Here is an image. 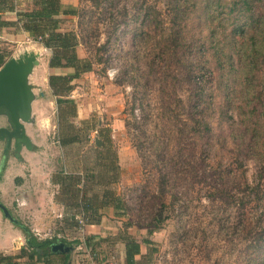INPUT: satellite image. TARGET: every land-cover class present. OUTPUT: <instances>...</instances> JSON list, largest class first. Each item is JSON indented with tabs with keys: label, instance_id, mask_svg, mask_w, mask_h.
Segmentation results:
<instances>
[{
	"label": "rangeland",
	"instance_id": "rangeland-1",
	"mask_svg": "<svg viewBox=\"0 0 264 264\" xmlns=\"http://www.w3.org/2000/svg\"><path fill=\"white\" fill-rule=\"evenodd\" d=\"M61 1L67 8L78 9L82 16H63L61 31L76 32L87 43L78 47L79 57L94 63L91 72L72 82V91L68 96L72 104L58 110L55 105H48L55 99L48 84L49 77L54 75L49 67V50L31 37H21L20 33L17 35L19 42L0 39V49L11 58L26 51L41 53L40 65L35 69L31 83L37 98H41L40 93L44 94L40 101H44L45 107L40 118L50 120H45L47 132L42 131L44 140L35 136L40 144L37 149L41 152L37 171L42 173L29 179L42 186L45 199L43 202L37 200L25 210L12 209L15 219L28 229L30 239L36 244L52 238L72 243L78 241L81 244L71 256L75 262L84 260L86 264L91 263L90 256L85 257L88 252L83 247L91 234H82L79 232L81 229L57 219L61 208L53 207L49 200L53 192V176L66 170L80 181L77 189L86 192L89 197L98 195L97 206L101 207L102 217V225L98 229L102 232L91 235L94 237L91 239L93 253L89 251L95 254L96 263L113 262L114 258L116 264H125V246L121 235L128 234L141 244L145 253L144 258L138 257L140 264H264V251L259 257L254 248L256 239L237 228L239 215L231 196L242 195L240 189L246 180L252 186L261 180L259 141L264 136V119L247 116V125L242 122L245 118L241 112L253 108V104H245L243 88L237 87L236 106L231 110L235 124L231 122L230 126H218L211 120L215 136L206 144L184 142L186 139L180 142L176 136L178 131L173 126L171 131L168 130L170 134L157 130L164 147L171 154L168 158H173V164L167 169L166 196L161 199L156 157L148 152L153 148L145 144L147 148L141 157L137 142L132 138L136 130H128L126 121H132L130 105L134 84L139 85L140 96H145L142 107L137 104L135 114L138 119L143 114L149 117L152 125L149 131H153L155 126L170 128L163 123L162 115L158 116L163 111V103L168 96L184 98L186 95L181 84L176 87L173 81L165 78L166 75L162 77L164 73L160 70L166 64L159 60L157 44L163 27L170 23L166 0ZM231 2L223 0L224 9H232ZM254 2V11L262 17L255 36L259 46L264 42V0ZM233 15L238 18L239 24H243L242 14L236 12ZM187 21L190 23V18ZM188 22H181V26L185 27ZM210 23H203V28L208 29ZM185 31L189 32V29ZM165 32L168 33L167 30ZM104 44H107L106 49H99ZM246 52L244 49L241 53L243 61H238V65L247 61L244 59ZM97 58L103 63L98 64ZM257 67V70L261 69L258 74L260 80L264 76L262 59ZM55 71L64 72L63 75L71 73L67 70ZM255 128L256 131L252 132ZM141 135L140 141L145 143V136ZM219 136L221 140L218 143ZM228 136L230 141L226 142L224 139ZM70 137H76L77 142L64 146L63 140ZM187 138L190 139L189 136ZM96 139L101 146L96 144ZM240 158H243L246 178H240L238 174L242 169L236 170ZM209 159L222 163L220 177L211 179ZM214 186L222 190V196L215 200L210 194ZM104 193L114 194L128 205L126 217L117 218L113 210L103 207L108 201ZM172 202L174 205L169 206ZM162 203L165 205L164 216L169 217L161 228L155 229L154 217ZM261 212L264 214V208ZM39 217L48 221L41 222L37 220ZM128 223L130 227H127ZM152 229L153 232H150ZM145 239L151 242L150 248L143 243Z\"/></svg>",
	"mask_w": 264,
	"mask_h": 264
},
{
	"label": "trees",
	"instance_id": "trees-1",
	"mask_svg": "<svg viewBox=\"0 0 264 264\" xmlns=\"http://www.w3.org/2000/svg\"><path fill=\"white\" fill-rule=\"evenodd\" d=\"M222 1L166 0L170 23L166 28L163 27L161 39L157 44V46L159 45L158 51H160L159 60L166 64L160 70L162 69V73H164L162 77L166 75L165 78L173 81L176 87L181 84L186 93L184 98L178 95L168 96V100L163 103V111L158 116L162 115L161 119L163 123H166L164 125H169L170 128L155 126L153 131H149L152 127L148 120L149 117L143 114L140 119L137 118L136 106L139 104L142 107L144 94L140 96L139 85H133L130 105L132 121H126V127L128 130H136V133L131 134L135 143L137 142V149L141 157L144 156L143 150L147 148L145 144L153 148V151L148 149V152L150 156L156 157L155 168L159 173L161 199L166 196V183H168L169 177L167 169L169 165L173 164V158H168L170 153L164 147L165 143L160 139L157 130L169 133L168 130L171 131L173 126L178 131L176 136L180 138V142L186 139L184 142L208 143L215 136L211 120L218 126L221 124L230 126L231 122L235 124L234 115H232L234 113L231 110L236 106L238 86L243 88V93H246L245 104H253L250 111L241 112L245 118L242 122L247 125V116H250V119H264V76L259 80L258 74L261 69L257 70L261 59L264 63V42L259 46L255 42L262 17L257 16L254 11V0H232L230 3L232 9L228 10L224 9ZM18 6L19 0H0V32L7 27L18 26L29 33L35 42L50 51V68L73 70V74L70 75L54 74L49 77V87L59 109L67 104H72L73 102L68 98L72 91V82L91 72L94 64L91 60L78 55V47L87 43L76 32L61 31L62 17H82L80 11L73 7H65L61 0H28L26 8L20 9ZM237 8H239L238 11ZM15 11L17 22H8L2 19V14ZM236 12L244 16L243 24H239L238 18L233 15ZM188 18H190V23L187 21ZM183 21L188 22L185 27L181 26ZM207 21L211 23L209 28L205 29L203 23ZM228 28H230L229 32ZM188 29L189 32L185 31ZM106 46L107 44H104L99 49H106ZM244 49L247 50L246 56H244L247 61L238 65V61H243L241 53ZM234 55L237 56V59ZM10 58L8 53L0 49V69ZM98 58L96 59L97 63H103L102 59ZM169 73L171 74L168 76ZM253 80L257 81L253 82ZM148 82H150L149 79ZM250 126L252 127V125ZM251 131L255 132L256 128ZM141 133L145 136V140H143L145 143L140 141ZM188 136L190 139L187 138ZM77 140L76 137H70L63 140L62 143L64 146H69L76 143ZM220 140L219 136L218 143ZM224 140L230 141V137L228 136ZM259 143L262 160L261 180L254 186L246 180L243 188L240 189L242 195L231 194V196L239 215L237 228L240 232L256 239L254 248L260 257L264 251V214L261 212V208H264V136L260 138ZM208 164L211 168V179L220 177L219 171L222 163L212 162L209 159ZM237 169H242L238 171L240 178H246L243 158L237 161ZM63 179V183H69L71 179L72 183L70 184H80V181L68 175ZM73 194L80 197L75 214H83V216L80 221L74 220L65 223L74 225L76 229H82L85 225L100 224L101 207L97 206L98 195L94 194L89 197L81 189ZM210 194L215 200L222 196V190L214 186ZM104 198L108 199L104 202V208H113L116 217L127 216L129 207L120 197L104 193ZM173 199L175 200L174 197ZM172 204L174 205L172 202L169 206ZM161 206L160 211L154 217L155 229L161 228L169 217V215L164 216V203ZM16 225L20 226L25 234L26 247L13 255L0 254V264H70L72 252L81 244L78 241L72 243L58 238L47 239L36 244L30 239V233L26 226L19 221ZM130 226L128 223L127 227ZM150 232H153V229ZM92 238L94 239V237H88L85 241L90 253H93ZM57 242H63L70 248V251L68 253L53 252L52 245ZM121 242L125 246V264H137L136 258L141 255V244L128 234L121 235ZM143 243L150 248L151 242L148 239H145ZM91 255V260L95 259V254Z\"/></svg>",
	"mask_w": 264,
	"mask_h": 264
},
{
	"label": "crops",
	"instance_id": "crops-1",
	"mask_svg": "<svg viewBox=\"0 0 264 264\" xmlns=\"http://www.w3.org/2000/svg\"><path fill=\"white\" fill-rule=\"evenodd\" d=\"M27 4H28V0L27 1L19 0L18 7L20 9L26 8ZM2 19L8 22H17L16 11L2 14ZM19 33L20 35L22 34L21 37L23 38L31 37L29 33H26L25 31H23L22 29H20L18 26L15 25L13 27L4 28L0 32V39L6 42H19L20 40L17 38V35ZM52 70L54 72L53 74H57V75L64 74V72L61 73L59 71L56 73L55 69ZM66 70L73 73V70L71 71V69H62V71H66ZM40 97H41L40 99L37 98L33 103V116L35 118V122L26 127L27 136L30 139V144H29L30 148L24 146L19 152H13V151L10 152L7 155V157L3 160L2 165L0 164V203L3 204L9 210L14 220L16 219L12 214V209L18 208L19 210H25L27 207H31L33 203L36 202L37 200L43 202V200L45 199L42 186L36 185L35 181H30L29 179L32 178V176L37 173L38 174L42 173L41 171H37V165L39 164V159L41 158L40 156L41 152L39 149H37V147H39L40 144L37 143L35 136L37 138L44 136V133L42 131L47 132L45 120L49 118L46 119L40 118L45 107L44 101H40L41 99H43L44 94L40 93ZM48 105L49 106L55 105L56 110L59 109L55 99L51 100L50 104L48 103ZM5 122H6V118L0 117V126L4 125ZM41 140L43 141L44 138L42 137ZM67 174H71L68 175L69 177L73 176L72 172L66 170L53 176V179L51 180V186L53 192L51 196H49V200L53 204V207L61 208L60 209L61 212L56 215V218L64 223L74 220L80 221L83 216V214L82 215L75 214L77 211L76 208L80 202L79 201L80 197L74 196L73 193L79 190L77 189L80 187L79 183L72 185L70 184L72 183L71 179L69 183L68 182L63 183L62 180H64L63 178L66 177ZM67 186L70 188H68ZM110 209L113 210V208ZM114 216H115V211H114ZM37 220L41 222L48 221V219L45 217L44 218L39 217ZM16 224L17 222H14L13 220L9 219L0 209V254L13 255L16 252H19L23 247H26L25 234L23 233L21 227ZM101 225H102L101 223L98 225H85L79 232L87 235L101 234L102 229L101 230L98 229L101 227ZM91 235L89 237H92ZM83 247H85L86 252H88V255H85V257L88 256L89 258L90 256L89 248L85 246V243ZM80 249L82 248L80 247ZM144 254L145 253L141 249V255L138 257L144 258L143 257L145 256ZM138 257L136 258L138 261L137 264H140ZM90 259L91 257L89 258V260ZM70 264H86V262L84 260H79L75 262V259L71 256Z\"/></svg>",
	"mask_w": 264,
	"mask_h": 264
},
{
	"label": "water",
	"instance_id": "water-1",
	"mask_svg": "<svg viewBox=\"0 0 264 264\" xmlns=\"http://www.w3.org/2000/svg\"><path fill=\"white\" fill-rule=\"evenodd\" d=\"M40 51H26L8 60L0 69V117H5V125L0 126V164L10 152L27 148L30 139L26 127L35 122L33 103L37 93L31 83L35 69L40 65ZM96 144L101 146L99 139ZM0 209L14 222L9 210L0 203ZM52 251L66 252L70 248L63 242L52 245Z\"/></svg>",
	"mask_w": 264,
	"mask_h": 264
},
{
	"label": "built area",
	"instance_id": "built-area-1",
	"mask_svg": "<svg viewBox=\"0 0 264 264\" xmlns=\"http://www.w3.org/2000/svg\"><path fill=\"white\" fill-rule=\"evenodd\" d=\"M112 260H113V262H114V258H112ZM113 262H111V261H104V262H102V263H96L95 261H94V259H92L91 260V263L90 264H114ZM116 264V263H115Z\"/></svg>",
	"mask_w": 264,
	"mask_h": 264
}]
</instances>
